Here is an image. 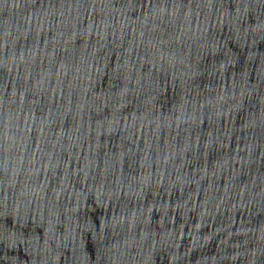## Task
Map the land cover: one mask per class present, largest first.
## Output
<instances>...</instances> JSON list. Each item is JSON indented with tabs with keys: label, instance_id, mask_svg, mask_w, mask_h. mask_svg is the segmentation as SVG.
<instances>
[{
	"label": "water",
	"instance_id": "obj_1",
	"mask_svg": "<svg viewBox=\"0 0 264 264\" xmlns=\"http://www.w3.org/2000/svg\"><path fill=\"white\" fill-rule=\"evenodd\" d=\"M0 264H264V0H0Z\"/></svg>",
	"mask_w": 264,
	"mask_h": 264
}]
</instances>
